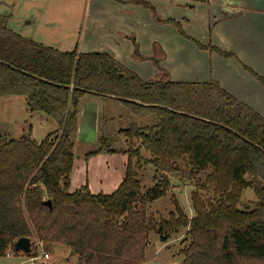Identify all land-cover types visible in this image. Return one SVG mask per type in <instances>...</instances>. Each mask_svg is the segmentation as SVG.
I'll return each instance as SVG.
<instances>
[{"label": "trees", "instance_id": "16d2710c", "mask_svg": "<svg viewBox=\"0 0 264 264\" xmlns=\"http://www.w3.org/2000/svg\"><path fill=\"white\" fill-rule=\"evenodd\" d=\"M141 5L154 13L148 3ZM8 19L0 16V97H23L28 112L42 113L57 130L41 142L30 133L0 138V258L27 238L44 252L57 245L73 251L77 264H142L149 233L166 242L186 229L181 264H264L263 117L214 81H145L107 55L60 52L22 38L8 29ZM162 23L199 50L232 56L188 38L177 22ZM87 93L119 101L135 117L155 119L150 126L131 123L118 131L127 162L110 195H92L86 184L69 192L78 103ZM100 144L85 157L114 153L106 139ZM143 164L153 169L150 188L136 174ZM175 173H203L198 185L211 187V201L195 191L193 218L177 204L167 219L147 217L148 206L169 190L167 176ZM246 190L254 200L242 209Z\"/></svg>", "mask_w": 264, "mask_h": 264}, {"label": "crops", "instance_id": "0c3cea01", "mask_svg": "<svg viewBox=\"0 0 264 264\" xmlns=\"http://www.w3.org/2000/svg\"><path fill=\"white\" fill-rule=\"evenodd\" d=\"M0 16H7L8 29L22 38L60 52L107 55L145 81H214L264 118V85L247 71L264 83V0H0ZM166 20L179 23L186 36L202 46L232 56L199 50L172 25L162 23ZM136 49L142 59L134 58ZM142 67L155 75L144 74ZM123 178L110 187L112 192ZM85 184L92 195H110L104 193L107 181L93 191L87 179L76 188L70 180L69 192Z\"/></svg>", "mask_w": 264, "mask_h": 264}, {"label": "rangeland", "instance_id": "374dc122", "mask_svg": "<svg viewBox=\"0 0 264 264\" xmlns=\"http://www.w3.org/2000/svg\"><path fill=\"white\" fill-rule=\"evenodd\" d=\"M71 15H77L75 9L72 10ZM175 46L176 44L171 41V48L174 49ZM133 56L134 58H141L136 54ZM173 57L176 58V55ZM170 68L175 71V65L171 64ZM139 69L142 71L147 68L142 67ZM155 72L143 71L144 74L148 75H155ZM160 72L157 71V78H159ZM171 76L176 79L174 74ZM162 81L169 82L167 79ZM23 101V97H0V138L7 141L17 140L25 137L31 131L30 138L36 142H41L46 135L55 132L57 126L42 113L28 112L26 107L22 105ZM97 108H99L98 118L96 116ZM113 116H115L114 119H111L110 117L113 118ZM154 121L155 119L148 115L141 117L131 115L126 106L119 101H111L107 98L92 97L88 93L85 94L78 103L77 129L72 137L73 165L70 180L73 187L76 188L81 183H85L87 179L91 189L96 191L97 187L99 188L107 181L108 187L104 189V193H113L111 188L116 186V183L124 177L127 162L126 156L121 154L122 151L127 149L125 138L118 134V130L128 128L131 123L139 127L150 126ZM101 138L107 140L110 149L114 153L99 154L86 158L87 154L95 152L101 147ZM141 154L143 158H148L147 154L143 152ZM135 170L141 185L144 188L152 187L150 181V176L153 173L152 167L143 164L142 169L136 167ZM167 177L170 185L169 190L164 197L148 206L147 217L155 220L167 219L170 213H175V205L177 204L187 218H193L191 194L195 191L200 194L203 202L211 201V187L202 189L198 185V183H203L205 179L203 173L195 178H187L184 173L170 174ZM253 200L252 192L246 190L241 197V208L250 205L249 202ZM186 231V229H179L176 233L167 236L166 242L160 241V238L154 232L149 233L142 264H181L183 260L181 250L187 244ZM32 245L31 242V249H34V245L33 247ZM57 246L52 251L47 252L51 257L52 264H76V256H73V254L68 256V250H62V247ZM28 262L26 257L20 254L0 258V264H29Z\"/></svg>", "mask_w": 264, "mask_h": 264}, {"label": "built area", "instance_id": "2783aa9c", "mask_svg": "<svg viewBox=\"0 0 264 264\" xmlns=\"http://www.w3.org/2000/svg\"><path fill=\"white\" fill-rule=\"evenodd\" d=\"M32 244L34 245V249L30 248V253L28 255L25 256L22 255L26 257L27 262L29 261L28 262L29 264H52L49 253L42 251L41 243L32 242ZM14 255H16V253L14 252V247H13L12 250L10 249L7 251L5 257H12Z\"/></svg>", "mask_w": 264, "mask_h": 264}, {"label": "water", "instance_id": "95a60500", "mask_svg": "<svg viewBox=\"0 0 264 264\" xmlns=\"http://www.w3.org/2000/svg\"><path fill=\"white\" fill-rule=\"evenodd\" d=\"M45 205L50 206L49 202H46ZM31 243L27 238H20L14 244V252L16 254L28 255L30 253ZM73 251H69L68 256H71Z\"/></svg>", "mask_w": 264, "mask_h": 264}]
</instances>
